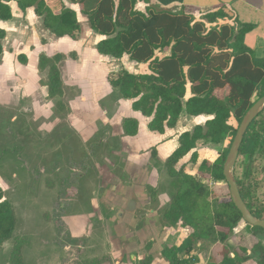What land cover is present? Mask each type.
<instances>
[{
    "label": "trees",
    "instance_id": "trees-1",
    "mask_svg": "<svg viewBox=\"0 0 264 264\" xmlns=\"http://www.w3.org/2000/svg\"><path fill=\"white\" fill-rule=\"evenodd\" d=\"M11 1H16L21 10L34 7L35 13L43 17L44 26L56 36L78 38L80 26L76 13L61 0H0V20L12 17ZM71 1L80 3L91 29L103 37L96 45L100 54L114 58L126 54L131 61L148 64L147 73H131L126 69L111 72L108 82L120 98L132 100L133 110L150 117L149 130L163 133L166 128H174L183 111L209 117L191 131H183L178 146L164 162L174 192L162 217L170 225L181 221L191 228V233L179 246H164L161 253L169 264H196L197 258L191 251L198 240L223 243L244 222L230 197L223 164L238 128L229 119L234 117L239 126L247 110L264 95V58L257 57L245 43V35L254 25L237 20L235 24L217 25L219 19L229 18L220 9L204 13L197 20L184 9L177 13L150 8L145 12L138 10L135 7L138 0ZM5 34L0 28V56ZM157 51L169 53L158 58ZM18 58L22 62L26 60L24 55ZM64 58L60 53L39 56L38 67L47 70L46 85L51 98L64 95L59 67ZM57 108L66 106L60 100ZM122 127L125 134L135 136L138 121L126 117ZM229 135L232 141L228 148L212 159L199 157L198 142L217 145ZM189 153L191 162L197 165L196 172L190 174L182 168L175 171V165ZM263 161L264 110L249 125L234 166L241 197L250 212L261 220H264L260 191ZM219 181L226 184V196L217 192ZM148 192L153 195V188L149 186ZM16 223L15 212L0 187V246L12 237ZM245 225L255 235L264 233L260 227ZM240 251L230 256V249L225 246L218 264H243L250 255L246 248ZM253 253L258 264H264V244L256 243ZM20 254V245L16 244L12 249V264H20ZM151 260L147 257L139 264H150Z\"/></svg>",
    "mask_w": 264,
    "mask_h": 264
},
{
    "label": "rangeland",
    "instance_id": "rangeland-1",
    "mask_svg": "<svg viewBox=\"0 0 264 264\" xmlns=\"http://www.w3.org/2000/svg\"><path fill=\"white\" fill-rule=\"evenodd\" d=\"M11 5L16 7L15 2ZM21 21L24 25V17ZM0 23L5 26L7 21L0 20ZM35 26L24 27L22 32L17 33L14 20L10 19L6 26L8 32L2 39L0 187L15 212L17 223L12 237L0 246V264H12L11 254L16 244L20 245V264H74L106 253L108 245L104 243L103 227L100 225L103 215L99 210L94 213L85 211L93 208L91 199L101 198L99 190L107 192L112 186L132 183L133 178L124 171L127 161L142 169L153 163L156 173L153 171L151 174L148 170V182L159 185L153 192L155 198L158 189L160 196L165 197L168 193L170 197L174 188L164 160L161 161L159 155L157 158L156 145L143 149L139 141L127 138L121 131L122 119L133 112L139 117V134L143 143L161 138L157 132L147 128L146 117L132 109L130 111L131 101L120 98L113 87L100 81L98 67L109 62L94 58L91 48L85 46L82 50L73 51L74 41L65 37L69 41L62 43L61 50L69 55L60 64L64 95L60 98L48 95L47 70L40 69L36 60L39 54L44 53L42 49L46 52L51 49L44 36L47 35L45 31H49L43 24L45 31L39 30V24ZM80 26L81 37L87 36L90 31L94 36H100L90 28L85 17L80 18ZM79 53L81 57L78 58ZM19 54L27 55L29 60L26 57L22 62ZM97 54L111 60L107 66L110 71L121 68L132 72L147 70L146 65L130 61L125 55V59H117ZM158 54L157 57L163 55ZM92 71L98 79H90ZM101 74L105 76L106 71L102 70ZM60 100L66 108H57ZM208 118L207 115L183 113L176 129L164 140H169L170 144L176 134L191 131ZM229 122L234 128L238 127L234 117ZM148 137L150 139H146ZM231 141L232 135L217 145L198 142L196 151L200 158L212 159L228 148ZM169 144H165V151ZM190 157L188 154L182 158L175 165V171L182 168L194 174L197 165L191 162ZM203 181L209 183L206 178ZM216 189L220 196L228 193L224 181L217 182ZM260 191L264 205V172ZM138 200L143 201L142 198ZM159 202L153 199L150 204L157 207L155 203ZM212 202L215 204V200ZM100 210L107 218L113 214V210L105 206ZM86 213H93L87 221ZM239 230L235 228L229 233L227 244H236L238 238L235 232L237 234ZM257 241L264 244V233L252 235L244 243L251 247ZM80 243L83 247L79 246ZM250 262L258 264L255 257Z\"/></svg>",
    "mask_w": 264,
    "mask_h": 264
},
{
    "label": "crops",
    "instance_id": "crops-1",
    "mask_svg": "<svg viewBox=\"0 0 264 264\" xmlns=\"http://www.w3.org/2000/svg\"><path fill=\"white\" fill-rule=\"evenodd\" d=\"M61 1L65 7L73 10L76 13L77 22L79 26H80L81 17H85V20L86 19L88 20V15L82 12L81 5L78 1L77 2H72L71 0H61ZM12 2L16 3V7H13L11 5ZM9 5L12 11V17L10 19L14 20V28L17 33L22 32L24 30L23 29L24 27H31V26H35L38 24L40 26L39 30L45 31L42 27L43 17L38 16L35 13L34 7H28L26 10H21L16 1L9 2ZM135 7L138 10H141L144 12L148 8L155 10V11L168 10L174 13H177L180 10L184 9L185 12L191 13L197 20H199L204 13L214 12L220 9L226 15H228L229 18L219 19L218 22L216 23L217 25L222 24V23L235 24L236 20L242 23H251L254 25V28L245 35V43L248 47H250L254 51L257 57L264 58V0H148V2L138 0L136 2ZM21 17H24L25 19L24 25L21 21ZM9 20H2V21H7L8 23ZM7 23L5 24V26L2 23H0V28L4 29L6 34L8 32L6 29ZM47 30L52 35H54L52 36L49 32L45 31L47 35H44V36L45 38L48 39L49 46L51 49H49L47 52L42 49V51L45 54L44 53H41V54H44L46 56H52L54 54L60 53V54H63L64 57H67L69 54H66L64 53L65 51L61 50V48H63V46L61 45L62 43H66L67 41H69L65 37H68V38L70 37L69 36L59 37L53 34L49 29ZM93 34L94 33L90 31L89 33H87V36L81 37V26H80V32H79L78 38L77 39L70 38L71 40L74 41V44H75V48L73 47L72 49L73 51L75 50L77 51L78 48H81L82 50L86 46L93 50V54L95 55L94 58L96 57V59L108 61L109 63L102 64L101 66L98 67L99 69L98 77L100 81H104L105 84L108 85V87H110L111 85L108 82L109 74L111 72H116V71H119L125 68H121L119 70H114V71L113 70L110 71L111 70L110 67L107 68V66L111 63V60L107 58H101V56L97 54L99 52L96 50L97 43L103 37L102 36L97 37V36H94ZM1 44L3 46V52H4V45L2 43V40H1ZM158 53L163 54L162 56L158 57V58H161L167 55L169 52L168 51H164V52L157 51L156 57L157 55H159ZM41 54L38 55L36 62L39 61V56ZM19 55H23V54H19ZM77 55H78V58L81 57L80 53ZM25 57H27V55ZM125 57L129 59V56L126 54H125ZM125 57L123 58L125 59ZM27 59L29 60V57H27ZM142 64L146 65V69H147L146 71L144 72H132L130 70L128 71L131 73L149 72L148 64L147 63H142ZM101 69L106 71L105 76L101 74V71H102ZM93 73L94 71H92V73L89 74L90 79H98V78H95ZM188 96H189V92L187 93V97ZM124 100H129V99H124ZM129 101H131V104H132V100H129ZM131 109L132 107L130 108V111ZM135 112H139V111H135ZM183 113L185 114L186 112L183 111L181 115ZM126 117L135 118L138 121V131L135 136H129L124 133L122 122H123V119ZM124 118L121 121V131L123 132V134L127 138L133 139L134 141H139L140 146L143 147V149H147L151 145L152 146L156 145L155 150L158 152L157 158L159 155V158L162 159L161 161L164 160L163 162H165L166 158L178 146V138H179V135L183 131L176 134L175 138H173V140H170L171 142L170 144H169V140H164L168 138V134L171 131H174L176 129L178 122L174 128H166L163 133L157 132L158 136L161 138H158L157 140H154L150 143H147V141H144L143 143L142 139H140V134H139V117L135 113L132 112L131 115H127ZM146 118H147V121H146V126H147L150 120V117H146ZM184 131H189V130H184ZM146 139H150V137ZM165 144H169L168 149L166 151L164 150L167 147L165 146ZM134 156L138 157L136 155ZM152 164L148 165L150 168L147 167L146 169L145 168L142 169V167H138V166L136 167L135 164L132 166V164H130V161H127L124 166V171L129 174L130 178H133L132 183H126L123 186H120V185L112 186L108 188L107 192H100L99 190V196L101 198L91 199V202H92L91 205H93V208H89L85 212L93 211L94 213L95 210H99L101 214L103 215L101 217L100 225L103 227L102 236L105 239L104 243L108 245L107 246L108 248H107L106 253L104 254L94 255L90 257L89 259L82 260V261H76L74 264H97V262L99 264H139V262L146 259L147 257L152 258L150 264H169L168 260L161 253L162 248L164 246H179L183 242V240L187 236H189V234L191 233V228L184 226L181 221H179L175 225H170L167 222V220H165L162 217L164 210L168 207L170 203V197L168 196V193L167 194L161 193V194H166L165 197L160 196L159 189L156 193L157 198H155L156 196L155 193L154 195L149 194L148 192L149 186L153 188L154 192H156V189L159 188L158 183L148 182L149 177H150L148 176L149 175L148 173L151 172L152 174L153 171L156 173V167ZM148 170L150 171L148 172ZM190 174H193V173H190ZM136 180H138V182ZM156 182H157V179H156ZM147 196H150L149 200L147 199ZM139 198L140 199L142 198L143 201L142 202L141 200L139 201L138 200ZM153 199H154V202H157V201L159 202L160 200L159 203H155L157 207L151 206L150 203L153 201ZM131 200L134 201L135 203V206L133 208L131 206H128V202ZM103 206H105L108 210L110 209L113 210V214L110 216L108 215V218L100 210V207H103ZM128 207H130L131 210H127ZM93 213H86L87 214L85 216L86 221L87 219H89L88 217L92 216ZM106 224L108 225L105 226ZM236 228L237 230L243 229L242 232H240L239 230L237 234L235 232V237L238 238V239L236 238L237 239L236 244H233L232 242L231 244H227L226 242L229 239V237L223 243L219 241L210 243V241H207V240H198L194 244L193 249L191 251V255L197 258L196 264H218L220 260V256H221V250L225 246L230 249V252H231L230 256H233L235 252H241L240 251L241 248H246L250 256L248 259H246V261L243 264H254L253 262H250V261L253 257H255L257 261V256L256 255L254 256L253 254H251L252 248L259 241L255 242L251 247H248L246 243H244V241H246V238L252 235L255 236V234L251 233L248 230V228H246V225L244 222H241ZM81 231H84V229H81ZM86 235L87 234H85V237ZM79 246L83 247V243H80Z\"/></svg>",
    "mask_w": 264,
    "mask_h": 264
},
{
    "label": "water",
    "instance_id": "water-1",
    "mask_svg": "<svg viewBox=\"0 0 264 264\" xmlns=\"http://www.w3.org/2000/svg\"><path fill=\"white\" fill-rule=\"evenodd\" d=\"M263 110H264V95L258 98L243 116L237 128L236 134L233 138L229 151L227 153L225 162L223 164V175L225 178V182L229 186L230 197L235 207L241 213V216L246 224H249L251 226L260 227L262 229H264V220H261L255 217L250 212V210L247 208L245 202L243 201L241 197V194L239 192V189H238L235 177H234V166L238 159L240 145L243 141V137L249 125ZM128 206H131L133 208L135 206L134 201L132 200L129 201ZM127 210H131V208L128 207Z\"/></svg>",
    "mask_w": 264,
    "mask_h": 264
}]
</instances>
